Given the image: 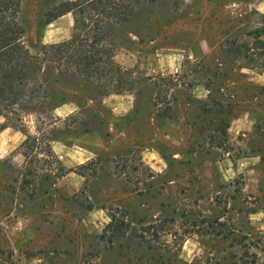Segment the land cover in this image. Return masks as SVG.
<instances>
[{"label": "rangeland", "instance_id": "1", "mask_svg": "<svg viewBox=\"0 0 264 264\" xmlns=\"http://www.w3.org/2000/svg\"><path fill=\"white\" fill-rule=\"evenodd\" d=\"M59 1L21 0L30 51L70 38L71 14L43 26ZM263 19L264 0H153L109 34L132 92L52 71L50 102L22 121L54 156L0 138V264H264V96L245 98L264 70L222 52L253 47ZM208 96L237 115L225 136Z\"/></svg>", "mask_w": 264, "mask_h": 264}, {"label": "trees", "instance_id": "2", "mask_svg": "<svg viewBox=\"0 0 264 264\" xmlns=\"http://www.w3.org/2000/svg\"><path fill=\"white\" fill-rule=\"evenodd\" d=\"M151 3L153 0H60L43 12V26L71 14L73 25L70 38L60 43L40 45L37 52H32L24 44L25 30L18 19L21 0H0V116L4 119L0 130L11 128L24 136L20 149L25 159L27 151L33 149L54 156L50 141L29 134L22 121L24 114H32L30 111H37L50 102L48 75L52 71L60 76L80 77L93 87L100 98L134 90L135 84L129 80L131 73L115 61V44L109 34L113 27L125 23L136 11ZM254 36L257 39L253 47L232 40L226 41V49L222 52L235 60L241 56L252 60L256 56V59L262 60L259 66L264 70V27L257 30ZM250 50L256 53L248 56ZM174 78L169 76L162 81L173 84ZM253 90L257 91L256 94H248L246 100L264 96V87L247 89ZM198 102L203 105L204 113L223 117L217 132L225 136L230 119L237 116L233 115L232 105L223 104L214 96ZM63 104L65 102L55 106L53 111ZM213 138L215 140L217 136ZM59 171L60 176L67 172L63 166L59 167ZM29 172L32 171L29 169ZM88 208L91 209V205ZM113 221L111 218L109 227L113 228Z\"/></svg>", "mask_w": 264, "mask_h": 264}, {"label": "crops", "instance_id": "3", "mask_svg": "<svg viewBox=\"0 0 264 264\" xmlns=\"http://www.w3.org/2000/svg\"><path fill=\"white\" fill-rule=\"evenodd\" d=\"M75 103H77V102H75L74 100H71L68 103H65L62 106L56 108L54 111H55V113L63 112L66 110H67L66 112H68V113L73 112L77 108V107H75ZM7 130H8V128L0 131V138L7 135Z\"/></svg>", "mask_w": 264, "mask_h": 264}, {"label": "built area", "instance_id": "4", "mask_svg": "<svg viewBox=\"0 0 264 264\" xmlns=\"http://www.w3.org/2000/svg\"><path fill=\"white\" fill-rule=\"evenodd\" d=\"M61 158V157H60Z\"/></svg>", "mask_w": 264, "mask_h": 264}]
</instances>
